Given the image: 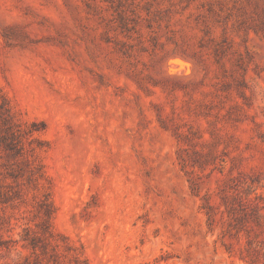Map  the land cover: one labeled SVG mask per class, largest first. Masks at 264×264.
I'll use <instances>...</instances> for the list:
<instances>
[{"label": "rangeland", "instance_id": "obj_1", "mask_svg": "<svg viewBox=\"0 0 264 264\" xmlns=\"http://www.w3.org/2000/svg\"><path fill=\"white\" fill-rule=\"evenodd\" d=\"M0 264H264V0H0Z\"/></svg>", "mask_w": 264, "mask_h": 264}]
</instances>
